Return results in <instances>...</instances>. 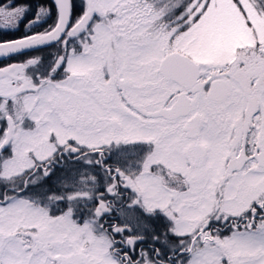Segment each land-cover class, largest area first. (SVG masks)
<instances>
[{
	"label": "snow or ice",
	"instance_id": "snow-or-ice-1",
	"mask_svg": "<svg viewBox=\"0 0 264 264\" xmlns=\"http://www.w3.org/2000/svg\"><path fill=\"white\" fill-rule=\"evenodd\" d=\"M0 264H264V0H0Z\"/></svg>",
	"mask_w": 264,
	"mask_h": 264
},
{
	"label": "trees",
	"instance_id": "trees-1",
	"mask_svg": "<svg viewBox=\"0 0 264 264\" xmlns=\"http://www.w3.org/2000/svg\"><path fill=\"white\" fill-rule=\"evenodd\" d=\"M22 27V26H21ZM17 35H19V33H17Z\"/></svg>",
	"mask_w": 264,
	"mask_h": 264
}]
</instances>
